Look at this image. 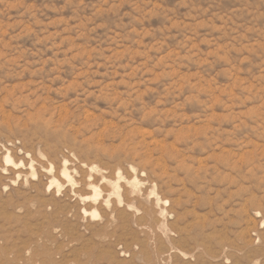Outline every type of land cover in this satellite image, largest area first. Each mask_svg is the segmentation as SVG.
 Returning <instances> with one entry per match:
<instances>
[{"label": "rangeland", "instance_id": "obj_1", "mask_svg": "<svg viewBox=\"0 0 264 264\" xmlns=\"http://www.w3.org/2000/svg\"><path fill=\"white\" fill-rule=\"evenodd\" d=\"M4 147L134 165L141 210L37 239L1 176L0 264H264V0H0Z\"/></svg>", "mask_w": 264, "mask_h": 264}, {"label": "bare ground", "instance_id": "obj_2", "mask_svg": "<svg viewBox=\"0 0 264 264\" xmlns=\"http://www.w3.org/2000/svg\"><path fill=\"white\" fill-rule=\"evenodd\" d=\"M4 148L0 177L4 176L11 184L18 185L17 195L19 188L26 185L21 192L24 196L18 195L15 202L10 197L6 200L7 206L16 210L23 209L27 203L33 206L36 223L43 228V231L35 234V238L54 239V232L59 228L57 230L60 234L78 240L81 234H77V223L70 217L77 220L89 216L99 220L102 229L99 236L103 239H110L117 228H125L129 221L140 225L137 214L141 205L135 191L142 179L134 165L124 171L118 168L113 172L94 163L83 162L71 167L67 158L49 161L47 164L28 151L19 156L10 148ZM26 191H33L34 194L26 197ZM42 193L47 196L41 197ZM20 198L24 200L20 201ZM68 198L77 201L71 204L65 201ZM19 216H10L3 208L0 212L1 226L10 227L19 222ZM92 249L87 254L92 255Z\"/></svg>", "mask_w": 264, "mask_h": 264}]
</instances>
